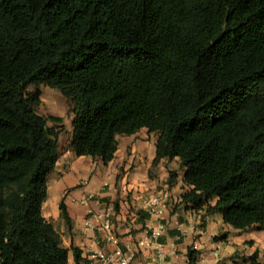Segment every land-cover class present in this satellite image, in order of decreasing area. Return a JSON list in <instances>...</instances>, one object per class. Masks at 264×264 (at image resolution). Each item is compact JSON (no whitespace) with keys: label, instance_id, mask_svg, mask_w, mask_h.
<instances>
[{"label":"trees","instance_id":"1","mask_svg":"<svg viewBox=\"0 0 264 264\" xmlns=\"http://www.w3.org/2000/svg\"><path fill=\"white\" fill-rule=\"evenodd\" d=\"M32 84L73 102L77 156L108 163L147 128L188 208L264 228V0H0V264H71L43 213L61 132Z\"/></svg>","mask_w":264,"mask_h":264},{"label":"crops","instance_id":"2","mask_svg":"<svg viewBox=\"0 0 264 264\" xmlns=\"http://www.w3.org/2000/svg\"><path fill=\"white\" fill-rule=\"evenodd\" d=\"M118 139V150L110 162L89 155L77 156L71 147L61 152L56 168L48 176L49 192L43 213L60 233L65 246L81 249L77 261L70 250L71 264H111L92 260L94 252L111 254L116 246L94 227L96 220L86 224L90 213H102L106 209L112 211L120 245L124 250L130 249L133 262L138 264H249L244 257L259 250L261 245L264 247L262 230H253L254 226L239 229L226 223L221 212L211 209L216 200L201 209L187 207L189 202L185 204L181 197L189 188L183 179L184 167L179 188H174L175 179L170 181L174 163L181 159L162 158L154 165V132L142 128ZM125 192H132L130 202L120 199ZM156 198L167 204L161 212L150 211L149 203ZM118 200L121 208L115 210L114 203ZM160 223L164 224L158 238L161 248L156 245L141 248V238ZM190 250L196 255L194 262L190 260ZM259 254L261 259L263 253Z\"/></svg>","mask_w":264,"mask_h":264},{"label":"rangeland","instance_id":"3","mask_svg":"<svg viewBox=\"0 0 264 264\" xmlns=\"http://www.w3.org/2000/svg\"><path fill=\"white\" fill-rule=\"evenodd\" d=\"M38 89L42 91V95H41V102L37 107V111L38 113H40L41 115L45 116L48 119L49 125H55L60 129L61 132L59 137L60 152L64 153L71 148L70 141L72 137V118L74 115L73 102L68 97H66L59 88L51 87L45 84H40V85L32 84L28 87V91H36ZM50 115L61 116L63 118V121L62 122L52 121L49 119ZM154 134L157 137L156 132H154ZM170 159H174V158H168V160ZM182 167L183 165L181 161H177L176 163H174L175 171L174 172L171 171L170 173V181L171 182L174 181L172 180V178L176 180V183L174 184V188H179L178 183L182 181V177H181ZM91 175H93V173H91ZM120 178H121V173L118 175L117 183H119ZM118 193L119 194L121 193L120 189H118ZM121 197L122 198L120 199H124L125 201L130 202V200L132 199V192H127V193L125 192L124 196ZM119 200L118 202L116 201L114 203L115 210H119L121 208V203H119ZM184 202L185 204L187 203L186 201ZM211 209L212 211H216L217 213L220 212L218 210L213 209V207ZM255 229H260L262 230V232H264V228H261L259 226H254L253 230ZM259 252L263 253V255H261L260 260L264 259V247L262 245L259 247Z\"/></svg>","mask_w":264,"mask_h":264},{"label":"built area","instance_id":"4","mask_svg":"<svg viewBox=\"0 0 264 264\" xmlns=\"http://www.w3.org/2000/svg\"><path fill=\"white\" fill-rule=\"evenodd\" d=\"M166 205V202H160L158 198L149 203L151 212H161L164 208H166ZM92 220L97 221V223L94 224V227L103 232L104 237L116 246L115 250L111 254H107L105 252H94L91 255L92 260H103L104 262L111 264H138L133 262V255L130 253V249L127 248V250H124L120 245L112 220V211L110 209H106L102 213H90V217L87 219L86 224H91ZM163 230L164 224L160 223L150 234L147 233L143 238H141L139 241L140 247L149 248L152 245H156L157 248H161V243L158 242V238L162 234ZM159 256H161V252H159Z\"/></svg>","mask_w":264,"mask_h":264}]
</instances>
